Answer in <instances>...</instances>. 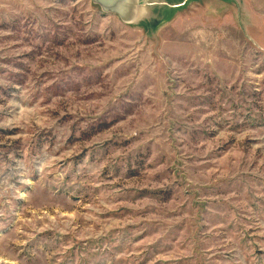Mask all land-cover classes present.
Instances as JSON below:
<instances>
[{"label":"rangeland","instance_id":"rangeland-1","mask_svg":"<svg viewBox=\"0 0 264 264\" xmlns=\"http://www.w3.org/2000/svg\"><path fill=\"white\" fill-rule=\"evenodd\" d=\"M135 8L0 0V264H264V0Z\"/></svg>","mask_w":264,"mask_h":264},{"label":"water","instance_id":"water-1","mask_svg":"<svg viewBox=\"0 0 264 264\" xmlns=\"http://www.w3.org/2000/svg\"><path fill=\"white\" fill-rule=\"evenodd\" d=\"M98 3L101 8L111 13L119 15L122 19L131 21L133 18V8L137 5V0H93ZM136 9V8H135ZM131 12V13H130ZM132 15V17H131Z\"/></svg>","mask_w":264,"mask_h":264},{"label":"bare ground","instance_id":"bare-ground-1","mask_svg":"<svg viewBox=\"0 0 264 264\" xmlns=\"http://www.w3.org/2000/svg\"><path fill=\"white\" fill-rule=\"evenodd\" d=\"M156 5V7H155V9H159V10H161L162 8H164L165 7V5L164 4H155ZM154 11V10H153ZM148 22H153L154 21V23H152V25H155L156 26V23H159L161 20H164V19H162V18H159V16H155V14H152V16H149L148 17Z\"/></svg>","mask_w":264,"mask_h":264}]
</instances>
